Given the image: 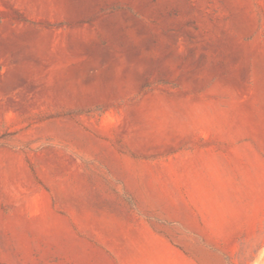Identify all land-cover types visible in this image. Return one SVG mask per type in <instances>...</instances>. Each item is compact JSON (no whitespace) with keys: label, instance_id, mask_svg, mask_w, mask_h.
<instances>
[{"label":"rangeland","instance_id":"374dc122","mask_svg":"<svg viewBox=\"0 0 264 264\" xmlns=\"http://www.w3.org/2000/svg\"><path fill=\"white\" fill-rule=\"evenodd\" d=\"M0 264H264V0H0Z\"/></svg>","mask_w":264,"mask_h":264}]
</instances>
